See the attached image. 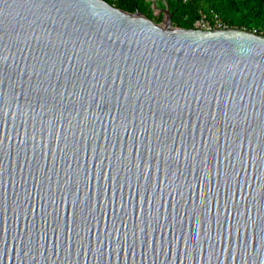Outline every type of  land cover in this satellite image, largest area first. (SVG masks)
I'll return each mask as SVG.
<instances>
[{"label":"water","instance_id":"95a60500","mask_svg":"<svg viewBox=\"0 0 264 264\" xmlns=\"http://www.w3.org/2000/svg\"><path fill=\"white\" fill-rule=\"evenodd\" d=\"M159 11L0 0V264H264V34Z\"/></svg>","mask_w":264,"mask_h":264},{"label":"trees","instance_id":"16d2710c","mask_svg":"<svg viewBox=\"0 0 264 264\" xmlns=\"http://www.w3.org/2000/svg\"><path fill=\"white\" fill-rule=\"evenodd\" d=\"M117 7L143 14L161 22L164 13L156 12V7H165L172 12V24L186 28L195 27L201 13L209 16L218 14L228 27H239L264 34V0H107Z\"/></svg>","mask_w":264,"mask_h":264},{"label":"built area","instance_id":"2783aa9c","mask_svg":"<svg viewBox=\"0 0 264 264\" xmlns=\"http://www.w3.org/2000/svg\"><path fill=\"white\" fill-rule=\"evenodd\" d=\"M195 26L203 29L229 28L223 19L215 13L212 16L201 13V17L195 22ZM253 32L257 33L256 29Z\"/></svg>","mask_w":264,"mask_h":264},{"label":"rangeland","instance_id":"374dc122","mask_svg":"<svg viewBox=\"0 0 264 264\" xmlns=\"http://www.w3.org/2000/svg\"><path fill=\"white\" fill-rule=\"evenodd\" d=\"M165 2V1H164ZM163 7H156V12H161V11H159V10H161Z\"/></svg>","mask_w":264,"mask_h":264},{"label":"flooded vegetation","instance_id":"af4514ba","mask_svg":"<svg viewBox=\"0 0 264 264\" xmlns=\"http://www.w3.org/2000/svg\"><path fill=\"white\" fill-rule=\"evenodd\" d=\"M196 27V26H195Z\"/></svg>","mask_w":264,"mask_h":264}]
</instances>
